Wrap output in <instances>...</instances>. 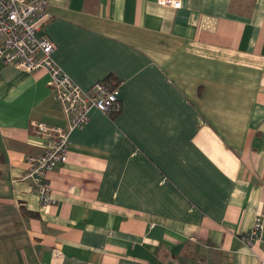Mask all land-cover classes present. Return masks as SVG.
I'll use <instances>...</instances> for the list:
<instances>
[{
    "label": "crops",
    "instance_id": "1",
    "mask_svg": "<svg viewBox=\"0 0 264 264\" xmlns=\"http://www.w3.org/2000/svg\"><path fill=\"white\" fill-rule=\"evenodd\" d=\"M51 0L39 34L81 87L110 78L122 110L93 107L46 173L32 120L68 130L46 69L0 64V264H261L264 0Z\"/></svg>",
    "mask_w": 264,
    "mask_h": 264
},
{
    "label": "built area",
    "instance_id": "2",
    "mask_svg": "<svg viewBox=\"0 0 264 264\" xmlns=\"http://www.w3.org/2000/svg\"><path fill=\"white\" fill-rule=\"evenodd\" d=\"M161 4L181 6L180 0H157ZM51 0H0V64L14 65L26 71L46 69L50 74L49 83L54 97L59 100L68 116V130L32 120L31 124L44 134V150L29 155L28 167L23 175L37 185L42 204L56 200L46 173L68 159L69 131L85 124L90 110L95 107L108 115L122 110L117 86L105 80L97 81L90 88L81 87L53 56L54 44L40 29L49 21L48 6ZM241 240L253 247L264 244V215H257L251 229L240 235ZM264 264V258L261 260Z\"/></svg>",
    "mask_w": 264,
    "mask_h": 264
},
{
    "label": "trees",
    "instance_id": "3",
    "mask_svg": "<svg viewBox=\"0 0 264 264\" xmlns=\"http://www.w3.org/2000/svg\"><path fill=\"white\" fill-rule=\"evenodd\" d=\"M102 80H105L106 82L110 83L111 86H116V83L111 82L110 78H106V79H102ZM102 80H99V81H102ZM3 162H4V154L0 151V173L2 171L1 164Z\"/></svg>",
    "mask_w": 264,
    "mask_h": 264
},
{
    "label": "rangeland",
    "instance_id": "4",
    "mask_svg": "<svg viewBox=\"0 0 264 264\" xmlns=\"http://www.w3.org/2000/svg\"><path fill=\"white\" fill-rule=\"evenodd\" d=\"M161 4V3H160ZM163 5H172V4H163ZM172 6H174V5H172ZM175 7V6H174Z\"/></svg>",
    "mask_w": 264,
    "mask_h": 264
}]
</instances>
